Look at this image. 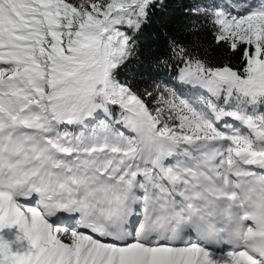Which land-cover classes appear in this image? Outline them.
I'll list each match as a JSON object with an SVG mask.
<instances>
[{
	"label": "snow or ice",
	"instance_id": "1",
	"mask_svg": "<svg viewBox=\"0 0 264 264\" xmlns=\"http://www.w3.org/2000/svg\"><path fill=\"white\" fill-rule=\"evenodd\" d=\"M159 6L0 0V264H264V0L189 6L140 88Z\"/></svg>",
	"mask_w": 264,
	"mask_h": 264
},
{
	"label": "trees",
	"instance_id": "2",
	"mask_svg": "<svg viewBox=\"0 0 264 264\" xmlns=\"http://www.w3.org/2000/svg\"><path fill=\"white\" fill-rule=\"evenodd\" d=\"M200 2L201 0H158L160 6L153 10L150 21L137 34V58L127 68L118 70V78L132 80L140 88L146 87L139 74L149 67L155 69L156 58L163 59L167 55L170 39L183 42L191 40L189 21L193 17L186 13L189 6ZM198 34L201 45L209 52L210 59L224 58L223 49L213 43L206 28H201Z\"/></svg>",
	"mask_w": 264,
	"mask_h": 264
}]
</instances>
